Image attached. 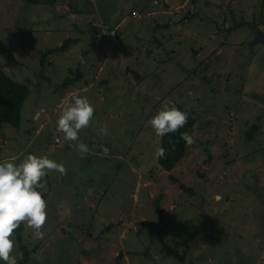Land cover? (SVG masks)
<instances>
[{"label": "rangeland", "instance_id": "374dc122", "mask_svg": "<svg viewBox=\"0 0 264 264\" xmlns=\"http://www.w3.org/2000/svg\"><path fill=\"white\" fill-rule=\"evenodd\" d=\"M0 65L31 91L20 127L0 126V162L34 154L67 170L38 189L44 238L14 232L17 264L19 234L26 264H264V0H0ZM76 95L95 109L85 156L57 130ZM172 101L197 120L169 170L148 121Z\"/></svg>", "mask_w": 264, "mask_h": 264}, {"label": "clouds", "instance_id": "9594fccd", "mask_svg": "<svg viewBox=\"0 0 264 264\" xmlns=\"http://www.w3.org/2000/svg\"><path fill=\"white\" fill-rule=\"evenodd\" d=\"M103 27L105 26L101 29ZM94 113L95 109L88 98L76 95L72 102L61 110L57 120V130L63 133V140L81 156L89 154L90 150L85 143L79 142V133L89 127ZM148 123L156 137L160 138L184 128L188 123V114L175 106L169 107L168 104H164L162 110ZM99 131L107 134V126ZM179 139L185 141L188 146L195 143L193 136L188 132H180ZM101 152L106 157L110 150L101 146ZM154 155L156 159L165 158V148L157 146ZM53 171L60 173L61 176L67 174L62 163H57L47 156L29 154L18 164L0 162V260L5 264H17L16 258L12 255L15 248L12 237L22 223L32 229L34 239L44 238L42 229L48 219L47 202L38 189L46 190V181H42Z\"/></svg>", "mask_w": 264, "mask_h": 264}, {"label": "trees", "instance_id": "16d2710c", "mask_svg": "<svg viewBox=\"0 0 264 264\" xmlns=\"http://www.w3.org/2000/svg\"><path fill=\"white\" fill-rule=\"evenodd\" d=\"M28 1L33 3H39L41 0H28ZM237 25H241V24L238 23ZM88 29L89 32L91 33H96L97 31L93 25H90ZM102 35L107 37L109 36V38L115 37L112 31L110 32L109 35H106L105 33L104 34L102 33ZM74 41H77V39L70 37L66 38L63 40V42L60 45L54 48H50L48 50V53L67 50ZM80 77H81V72H78L75 77H71V76L67 77L62 83V86L68 87L69 85L73 84L76 79H80ZM30 92L31 91L28 85L12 77L0 65V126L4 123H9L16 128L20 127L22 122V109L25 101L30 95ZM168 105L169 107L175 106L181 111L188 114V123L184 128L180 129V131L177 133L169 134L164 137H161L160 146L165 148L166 155L165 158L158 160L162 168L171 170L175 168L180 162H182V160L187 156V152H188V145H186L185 141L179 139L180 132H188L190 134L191 129L196 124L197 118L193 111L184 107L182 104H180L177 101L169 102ZM169 141H172V143H170ZM176 141L179 142L177 143ZM172 177L175 181L177 180L175 176ZM181 186L186 190H191V188L184 183H181ZM161 199H162L161 197H158L155 200V208L159 213V219L164 220L165 213L163 207L161 206ZM142 223L143 224L148 223L154 229L159 228V222L157 221L143 220ZM22 226L23 224H21L20 227ZM19 239H20L21 247L24 249V258L22 264H26L27 263L26 256L28 254V250L23 243L21 234H19Z\"/></svg>", "mask_w": 264, "mask_h": 264}, {"label": "built area", "instance_id": "2783aa9c", "mask_svg": "<svg viewBox=\"0 0 264 264\" xmlns=\"http://www.w3.org/2000/svg\"><path fill=\"white\" fill-rule=\"evenodd\" d=\"M101 31H102L103 34L105 33L106 35H109L110 32H111V31L108 30L107 27H103V28L101 29Z\"/></svg>", "mask_w": 264, "mask_h": 264}, {"label": "water", "instance_id": "95a60500", "mask_svg": "<svg viewBox=\"0 0 264 264\" xmlns=\"http://www.w3.org/2000/svg\"><path fill=\"white\" fill-rule=\"evenodd\" d=\"M187 15H188V12H187V13H185V15H184L183 17H186ZM183 17H182V18H183ZM178 20H179V19H178Z\"/></svg>", "mask_w": 264, "mask_h": 264}, {"label": "bare ground", "instance_id": "6f19581e", "mask_svg": "<svg viewBox=\"0 0 264 264\" xmlns=\"http://www.w3.org/2000/svg\"><path fill=\"white\" fill-rule=\"evenodd\" d=\"M103 26V25H102ZM109 37V36H108ZM148 224V223H147ZM151 226V225H150Z\"/></svg>", "mask_w": 264, "mask_h": 264}]
</instances>
